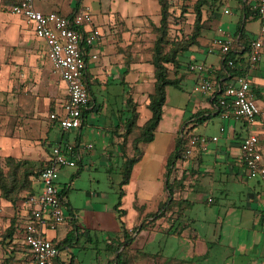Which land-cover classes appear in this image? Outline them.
Listing matches in <instances>:
<instances>
[{"label": "crops", "instance_id": "obj_1", "mask_svg": "<svg viewBox=\"0 0 264 264\" xmlns=\"http://www.w3.org/2000/svg\"><path fill=\"white\" fill-rule=\"evenodd\" d=\"M103 1L99 0V10L94 11L88 0H35L38 9L44 12L56 11L67 16H73L83 6H89L93 13L92 25L100 28L102 32L97 45L88 49L87 76L92 99L82 126L74 128L76 131L74 139L65 138L63 134L73 129L65 130L58 122L49 120V113L48 115L45 113L42 122L40 111L35 104L36 94L32 93V102L28 101L25 94L24 87L29 83L26 82L29 77L39 80L41 54L45 53L48 57L45 42L36 35L33 27L23 16L0 14V90L10 88L12 90L14 86L17 87L16 93L0 98L2 102L0 112L10 111L9 114L14 115L17 123L11 135H0V154L3 156L27 159L33 163L34 160L42 159L45 166L49 162L53 146L59 143L63 148L77 152L79 164L83 162L85 156H98L97 144L92 140L86 141L83 133L92 124L97 127L88 133H94L95 140L101 144L102 154L99 158L101 156L117 160L122 173L127 155L129 157L135 155L134 142L140 132L135 129L126 136L124 111L130 107L128 100L131 99L137 104L140 114L138 124L143 125L152 116L148 103L149 94L153 92L155 86L152 53L147 50L149 47L146 43H143L144 35L136 31L138 28H134L135 20L137 18L145 23L149 16L160 17L161 8L160 11L152 13L139 6L137 12L128 14L124 11V6L118 8L116 3L129 5L134 2L133 0H110L109 8L103 6ZM259 1L246 0V3L253 10ZM223 2L222 12L214 13L217 16L215 21L218 23L215 31L203 34L199 43L194 44L188 51L190 54L187 60L181 61L178 72L175 70L174 77L179 79L180 84L175 86L177 92L172 98L167 86L163 118L155 130L154 139L139 143L141 155L133 165L129 182L122 186L124 195L120 208L126 210L125 214L120 218L114 208L115 204L107 207L105 204L89 202L84 208H77L68 198L67 188L62 187L65 188L69 215L63 224L48 234L55 240H62L73 229L74 222H77L81 235L73 244L63 251L60 250L59 255L50 264H81V260L89 262L94 259H96L94 264L102 263L108 237L121 230V219L130 232L138 227L133 233L135 237L132 242L133 256L129 264H264V188L259 179L254 181L247 179L250 177L238 163L243 139L252 132L257 133L259 129L263 132L261 134H264V120L259 116L255 124H248L236 118L231 110L220 108L216 100L219 90L211 93L196 90L199 79L191 68L193 64L204 63L219 86L235 81V77L229 78L223 73L225 55L220 49H209L219 29L223 28L232 40V49L237 53L238 67L243 69L242 72L251 81L252 86L257 87L264 95V61L251 64L246 59L248 45L245 41L257 37L264 38L261 28L256 34L246 33L248 22L258 17L253 12L247 19L244 4L240 0ZM11 3L12 0H6L9 10ZM225 7L231 8L232 13H225ZM119 22L126 27L123 35L119 33L121 24H115ZM261 22L263 23L262 20ZM240 27L243 30L239 31ZM94 53L97 54L96 58L92 56ZM128 53L132 55V60L125 72ZM112 63L118 64L120 68L118 74H113ZM104 74L110 76L113 74L114 78H120L121 87L118 90L106 89V93L111 92L122 104L117 111L109 112L107 105L110 104V99L98 103L93 95L91 84L105 87L110 82L103 77ZM32 84L36 85L35 82ZM191 84H194V88ZM60 88L63 93L67 92V84L61 77ZM257 99L263 111L264 97ZM64 103H59L60 107L52 113H62ZM90 111L94 117L104 116L105 123L97 124L98 121L90 120ZM186 113L189 114L188 118H185ZM9 114L6 115V122L10 118ZM217 117L224 121L221 130L224 132L225 142H221V135L218 133L212 136L204 134V126ZM239 122L242 125H239ZM244 127L247 129L246 134L242 133ZM58 128L62 132L61 138L53 132ZM183 129L205 135L210 139L217 136L218 139L211 140L207 150L197 148L192 155L176 161L170 180L176 176L178 178L185 176L184 186H179L174 192L176 206L174 210L165 211L166 214L162 217L151 216V213L157 211L170 196L166 184L167 165L176 148L178 134L180 131L183 133ZM26 130L28 133L31 132L30 137L26 136ZM41 138L42 143L39 141ZM262 147L264 149V146ZM219 166L225 170H221V176L217 179L216 172ZM58 183L60 184L59 179ZM35 186L36 191H39L40 186ZM92 194L96 195L91 192L90 195ZM239 194L245 199L241 205L231 201L233 195ZM181 199L183 202L181 206L185 208L182 215L178 212L180 207L178 202ZM204 204L207 207L202 206ZM217 204L225 205L223 214L222 209L216 210L212 206ZM171 215L174 216L172 219L169 218ZM20 238L23 242L22 235ZM101 240L104 244L100 246ZM77 245L87 250L83 257L71 250ZM29 253L28 264H33L30 250ZM100 256L101 259H98Z\"/></svg>", "mask_w": 264, "mask_h": 264}, {"label": "built area", "instance_id": "obj_2", "mask_svg": "<svg viewBox=\"0 0 264 264\" xmlns=\"http://www.w3.org/2000/svg\"><path fill=\"white\" fill-rule=\"evenodd\" d=\"M10 11L23 16L36 35L45 42L53 67L67 84L68 98L62 113H52L51 118L65 130L81 127L84 109L90 106L92 99L87 76L88 49L96 46L102 36L100 28L92 25L93 13L90 7L83 6L73 16H67L56 11L44 12L36 7L35 0H12ZM224 11L232 13L229 7H225ZM253 12L263 21L261 33L264 35V0L253 7ZM263 46V37L250 41L246 47V59L249 63L257 64L262 61ZM231 47L229 34L220 28L209 49H220L226 55ZM92 56L96 58L97 54ZM229 63L235 62L230 60ZM191 68L199 79L196 90L211 93L218 89V101L222 108L231 110L236 118L249 124L257 122L262 111L252 83L245 74L236 76L234 82L219 86L204 63L193 64ZM182 134L190 142L186 150L188 156L197 148L207 150L208 143L218 139L217 136L210 139L186 129H183ZM238 163L250 178L259 179L264 188V149L257 133L252 132L243 139ZM77 164V152L57 143L43 170L30 176L31 181L40 186V190L28 196V210L21 220L22 239L32 253L33 264H50L60 253L54 238L48 234L63 224L69 215L65 188L60 187L58 179L63 168L75 167Z\"/></svg>", "mask_w": 264, "mask_h": 264}, {"label": "rangeland", "instance_id": "obj_3", "mask_svg": "<svg viewBox=\"0 0 264 264\" xmlns=\"http://www.w3.org/2000/svg\"><path fill=\"white\" fill-rule=\"evenodd\" d=\"M91 4L92 10L97 11L99 10V0H88ZM134 2L130 3L129 5H122L119 4V2L116 3V7L120 8L124 6V11H127V13H134L137 12L140 8H143V10H146L147 12L150 11L152 13H156L157 10L161 8L160 3L157 0H133ZM216 3H215V2ZM196 2L197 0H170V16H169V30H168V36L166 38V42L164 44V50H170L172 47L177 46L180 41H191V36L194 33L195 30V21H196ZM211 4H215L214 7H211ZM111 5L110 0H104L103 6L109 8ZM224 2L222 0H210L209 4H206L202 9L204 11L203 14V28H202V35L208 34L213 31H215L217 22L215 19L217 16L214 14L213 11H219L220 13L223 10ZM218 9V10H217ZM160 11V10H159ZM11 14L14 15L6 6V0H0V14ZM227 17V16H226ZM100 20L102 16H99ZM161 20V13L160 17L154 16L148 17V19H145V23H142L139 19L136 18L135 20V26L134 28H138L139 30H136L139 32L142 36L143 43H146V46L149 47L147 49L152 53L151 50L154 48V43L156 40V36L158 34L157 28L160 25ZM248 26L246 29V33L248 35L256 34L259 29L261 28V20L259 18L252 19L250 22H248ZM121 24L119 23H115ZM131 24V23H130ZM119 33H123L126 31V27L123 26V23L121 24L119 28ZM122 29V30H121ZM193 46V45H192ZM188 47L187 49L181 51L180 53V59L181 61L187 60V57L190 53L188 51L191 49V47ZM42 47V46H41ZM264 61V58L262 59V62ZM40 64V71L39 73V80L36 78L29 77V80L26 82H29L25 85V94L28 98V101H33V94H36L37 100H35V104L38 107V110L40 111V118H42V122H44V115L47 112V115L49 113V120H52L50 114L58 107H60L59 103L62 104L67 99V93H63V90L60 88V75L55 70V68L52 65L51 60L47 55L41 54L39 59ZM173 66V65H172ZM113 74H118L120 71V68L118 64L112 63L111 64ZM171 76L174 77L176 75V68H171ZM106 75L104 74L103 77L106 80H109L110 82L106 84L105 87H102L100 85L91 84L93 95L95 97V100L99 103L102 102L104 99L109 100L110 104L108 106L109 112L112 110H116L118 108L122 107V104L118 102L117 98L115 96H112L111 92L106 93V89L108 91L110 90H118L121 86L120 84V78H114V75ZM32 76V74H31ZM32 84V83H34ZM194 84H191V87H193ZM127 88V87H126ZM11 89V88H10ZM0 90V98L2 96H6L10 93H16L17 87L14 86L12 90ZM168 91L170 93V97L172 98L175 96V93L177 92V89L174 85H169ZM91 92V89H90ZM117 100V101H116ZM172 100V99H171ZM177 101V100H176ZM175 101V102H176ZM179 102V101H177ZM2 103V102H0ZM0 112V135H11L13 130H15L16 122L13 118L14 115L9 114L10 111H7V113L4 110H1ZM14 112V111H12ZM9 114V120L6 122V115ZM92 111L89 113L90 120L92 121H98L97 124H104L105 117H99L91 115ZM189 114L186 113L185 118H188ZM261 119L264 120V110L260 114ZM53 121V120H52ZM223 119L220 117H217L216 119L210 121L206 126H204V134L206 136H212L215 133H218L221 135V142H225V135L223 130H221L223 125ZM243 123V121L241 120ZM239 122V125L242 123ZM56 123V122H55ZM93 124L90 125L87 129H85V140L86 141H94L97 144L98 150V156L91 157V156H85L83 159V162H79V164L75 167H66L61 171V177L59 178L61 187H66L68 191V198H70L71 202L74 204L77 208H84L86 206V203L93 202L94 204L99 205H106L107 207L113 206L116 204L119 199V191L121 189V181L123 179V174L121 173V167L118 165L117 160H110L107 158H103L99 155L102 154L100 152V143H97L95 140L94 133H88L91 132L93 129H96L97 125L94 126ZM246 127L242 128V133L246 134L247 129ZM264 128V127H263ZM31 129V128H30ZM53 131L55 134L61 138L62 132L58 129H54ZM90 130V131H89ZM27 131V130H26ZM257 133H260V142L261 145L264 146V134L261 129L256 131ZM41 135L43 134V130L40 131ZM53 133V134H54ZM138 134V132H136ZM64 137L74 139L76 136L75 129L71 130L69 133H63ZM139 135V134H138ZM26 136L30 137L31 132L26 133ZM42 137V136H41ZM41 143L43 142V138H41ZM36 144L38 142H35ZM99 144V145H98ZM211 146V145H210ZM114 151L113 148H110ZM40 151L41 148H40ZM116 152V151H114ZM39 156V155H38ZM7 156H3L0 154V166L3 167L4 171L7 173L10 169L8 165H6L5 158ZM16 158V157H15ZM42 159L34 160L33 167L35 170H38L42 168L43 165ZM221 170H225L224 167L219 166L218 170L216 172L217 179L221 176ZM228 170V169H226ZM251 181H254L256 178H247ZM70 186H68L69 184ZM37 185L36 183H34ZM66 184V185H65ZM195 186V184H193ZM96 193V195L90 193ZM203 192H208V190H203ZM104 194V196H101V194ZM16 197V200L10 201L9 199L5 198L2 195V192L0 190V264H28V259L30 253L28 250V247L22 242L20 235L18 233L17 236L10 237L9 231L12 227H14V224L20 220V225L22 223L21 218L24 217V214H26L28 210L27 205V199H28V190H20L14 194ZM89 200V201H88ZM244 196L242 197L239 195H233L231 198V201L237 202L238 205H241L244 201ZM88 201V202H87ZM204 207H207L206 204L202 205ZM214 209H222V214L225 212L224 209L225 205L223 204H217L212 205ZM210 207V206H208ZM174 217L171 215L169 218L172 219ZM227 230V228H226ZM225 230V231H226ZM111 233V232H110ZM112 234V233H111ZM104 244V241L101 240L100 246ZM72 251L83 257V254L87 252L85 248H83L81 245L73 246L71 248ZM86 251V252H85ZM216 251V250H215ZM104 254V260L102 263L98 264H109L111 261H114L116 257V253L112 250H108L107 248L103 250ZM83 259V258H81ZM101 259V256L98 258ZM96 259H94L95 261ZM94 261H80L81 264H94Z\"/></svg>", "mask_w": 264, "mask_h": 264}, {"label": "trees", "instance_id": "obj_4", "mask_svg": "<svg viewBox=\"0 0 264 264\" xmlns=\"http://www.w3.org/2000/svg\"><path fill=\"white\" fill-rule=\"evenodd\" d=\"M158 1L161 5V9H160L161 20H160V25L157 28L158 34L156 36L154 48L153 50H151L152 51L151 62L155 67V86L153 92L149 94V103H148V107L152 111V116L143 125H139L138 120L140 114L136 107L137 104L134 103L131 99L128 100L130 102V107L124 111V114L126 116L125 119L126 131L124 132L126 136L135 129L139 130L140 134L137 136L134 142L135 155L132 157H129L127 155L124 165L122 167L123 179L120 183L121 185V189L119 191L120 199L114 205V208L117 210V213H119L120 218L126 212L125 209L120 208V206L122 205V197L124 195V190L122 186L129 182L133 165L138 161L141 155L139 143L149 142L154 139L155 130L157 129V126L159 125L161 119L163 118L164 105L166 104V100H167V91H166L167 86L169 85L178 86L180 84V81L177 77L171 76V70H172L171 68L175 67L176 72H178V69L181 66V59H180L181 51L187 49L188 47L194 44L199 43V39L202 36V28H203L204 11L202 8L206 4H209L210 2V0H197L196 2L195 30L193 35L191 36V41H186V42L180 41L177 46H174L170 50L165 51L164 44L166 42V38L168 36V30H169L170 0H158ZM240 1L244 4L243 8L246 10V15L248 19L249 16L253 14V10L250 8L251 6L246 3V0H240ZM214 5L215 4H211L210 6L214 7ZM213 12H216V10ZM241 30H243L242 27H240L239 31ZM241 36L243 37V34ZM249 43H250L249 40L245 41V44L249 45ZM126 56L127 57L125 63L126 64L125 72H127L128 67L130 65L129 63L132 60L131 54L128 53ZM236 57H237V53L231 47V50L225 55V58L223 59L224 67L222 66V70L224 75H227L229 78L244 74L242 72L243 69L239 68L236 63ZM230 60H232L235 63L230 64L229 63ZM89 87H90V83H89ZM252 89L255 92L257 98L264 97L262 91L259 90L254 85L252 86ZM217 94H218L216 99L217 103L220 106V108H222L218 101L220 91ZM88 111L89 110L87 108L84 109V117H86ZM53 121L57 123L56 120L53 119ZM245 122L248 123L247 121ZM189 145H190L189 140L184 134H182V131H180L176 140V148L172 153V155L170 156L167 165L166 184L170 196L167 201H165L160 205L157 211L151 213V216L162 217L166 214L165 211L174 210L176 206V201L173 198L174 192L179 186H184L183 180L185 179L184 178L185 176L181 178H178L176 176L173 180H170V176L175 170L176 161L178 159L182 160V158H185L187 156L186 150L189 147ZM5 161H6V165H8L10 169L6 173L3 167L0 166V190L2 192V195L5 198L9 199L10 201H14L16 200L14 194L20 190H28L29 195L36 193V186L31 181L30 176L31 174H39L43 170L44 166L38 170H35L33 167V162L31 160L18 159L15 158L14 156H7L5 158ZM182 203L183 202L181 199L178 202V205L180 206L178 212L180 215L183 214L182 210L185 209L182 208L181 206ZM144 227L145 226L142 224V228ZM137 228L138 227H136V229ZM79 230L80 229L77 222H74L73 229L68 233V235L64 239L62 240L54 239V242L57 245V247L63 251V249L67 248L70 244H73L77 240L78 236L81 235ZM135 230L133 232H130L126 227L125 222L121 219V230L113 233L108 237L107 249L112 250L116 253V257L114 261H111V263L109 264H129L131 257L133 256L132 242L135 239V237L133 236ZM18 233L19 235L23 234L22 223L20 225V220H18V222L14 224V227L10 229L9 236L14 237L17 236ZM24 244L27 246L26 243Z\"/></svg>", "mask_w": 264, "mask_h": 264}]
</instances>
